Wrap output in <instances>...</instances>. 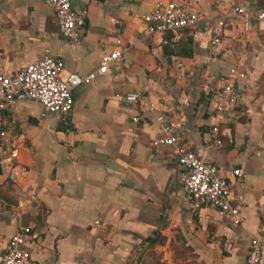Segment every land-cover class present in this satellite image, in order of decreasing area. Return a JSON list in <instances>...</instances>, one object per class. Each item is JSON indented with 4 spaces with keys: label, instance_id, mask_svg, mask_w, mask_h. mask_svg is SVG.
<instances>
[{
    "label": "crops",
    "instance_id": "obj_1",
    "mask_svg": "<svg viewBox=\"0 0 264 264\" xmlns=\"http://www.w3.org/2000/svg\"><path fill=\"white\" fill-rule=\"evenodd\" d=\"M155 1L70 0L87 9L81 39L72 44L43 0H0V73L28 63L44 46L62 58L61 74L85 73L103 50H119L106 72L73 89L68 112L42 115L41 104L21 92L0 110V249L21 224L30 228V253L40 264H139L135 250L154 233L164 237L158 249L181 238L203 264L243 263L251 233L264 224V91L253 77L259 65L238 79L240 116L219 144L199 91L238 57L246 61L244 44L264 34L257 18L264 0H175L206 18L225 16L214 46L205 22L184 29L191 40L184 55L164 51L161 35L147 32L141 14ZM132 90L155 108L115 95ZM159 110L183 117L181 136L226 176L239 223L212 206L192 210L172 149L151 144ZM250 176L253 182L244 181Z\"/></svg>",
    "mask_w": 264,
    "mask_h": 264
},
{
    "label": "built area",
    "instance_id": "obj_2",
    "mask_svg": "<svg viewBox=\"0 0 264 264\" xmlns=\"http://www.w3.org/2000/svg\"><path fill=\"white\" fill-rule=\"evenodd\" d=\"M54 13L60 36L69 43H77L82 36L86 19V7L75 8L70 0H43ZM236 12H242L237 7ZM224 15L206 18L197 10H192L175 0H156L150 10L141 14L147 32L160 34L161 41L177 40L184 29L206 23L209 45L219 43L224 27ZM257 18L264 19V8L257 11ZM119 60V50L114 47L103 50L94 69L85 73L71 70L61 74L63 60L52 54L44 46L39 56L30 60L11 73H0V110L9 108L15 101L17 92L38 101L41 114L61 115L73 105V89L80 83H87L97 74L106 72L109 65ZM245 60L238 57L225 73L211 77L200 87L199 95L204 104V113L209 130L215 135L214 142L221 143L219 135L228 129L240 113L239 98L241 88L238 79L246 77ZM126 101L138 103L143 109H154L155 105L141 92L132 90L115 93ZM158 133L151 139L152 145H167L172 149L175 161L180 165V184L185 190L192 210L212 206L220 213L231 216L233 223L240 222L239 205L230 194L229 182L218 166L204 154L196 152L190 143L181 136L184 118L167 116L163 111L156 112ZM4 131L0 129V137ZM238 167L232 169L235 176L241 175ZM28 225L18 224L0 249V264H40L30 253ZM242 264H264V224L256 226L251 233Z\"/></svg>",
    "mask_w": 264,
    "mask_h": 264
},
{
    "label": "rangeland",
    "instance_id": "obj_3",
    "mask_svg": "<svg viewBox=\"0 0 264 264\" xmlns=\"http://www.w3.org/2000/svg\"><path fill=\"white\" fill-rule=\"evenodd\" d=\"M260 7L264 8V4L260 5ZM258 39L259 40L255 42L246 41L244 44L243 52L247 57L244 70L248 73V70L251 67L259 65L258 67L260 69L255 71L253 77L255 78L256 83H258L264 91V34L258 33ZM262 136L264 137V133ZM262 159V161H264V154ZM257 173L258 172L255 171L254 175L256 176ZM244 181L250 183L254 181V178L250 176L247 179L245 178ZM261 192L262 195H264V188H261ZM262 206L263 207H261V210L259 211L260 222H264V204ZM245 207H247V204H245ZM177 247V245L173 244L168 247L167 250H162L156 247H147L144 244L138 246L135 251L136 254L139 252L141 253V264H202V261L197 257V253L193 251L190 246V249L183 250L176 249Z\"/></svg>",
    "mask_w": 264,
    "mask_h": 264
},
{
    "label": "trees",
    "instance_id": "obj_4",
    "mask_svg": "<svg viewBox=\"0 0 264 264\" xmlns=\"http://www.w3.org/2000/svg\"><path fill=\"white\" fill-rule=\"evenodd\" d=\"M190 37L188 36H183L181 34V36L177 39V40H167L164 44H163V49L164 51L167 52H171V53H175V54H190L191 53V48L189 46L190 43ZM240 116V114L238 115V117ZM0 129H3V125L0 122ZM164 237L159 235V234H152V235H148L143 239V245L145 244V246L147 247H154L155 243H159L162 241ZM178 247L176 249H190L189 246L187 244H185L184 240L179 238L178 243L175 244ZM135 260L139 262V264H141L140 258H141V253L139 252L137 255H135ZM162 264V263H161ZM203 264V263H202Z\"/></svg>",
    "mask_w": 264,
    "mask_h": 264
}]
</instances>
